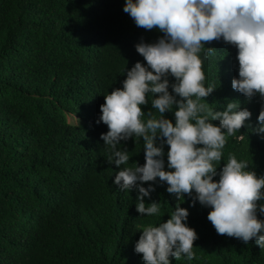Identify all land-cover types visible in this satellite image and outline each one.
Returning a JSON list of instances; mask_svg holds the SVG:
<instances>
[{
  "label": "trees",
  "instance_id": "1",
  "mask_svg": "<svg viewBox=\"0 0 264 264\" xmlns=\"http://www.w3.org/2000/svg\"><path fill=\"white\" fill-rule=\"evenodd\" d=\"M124 3L0 0V264H146L134 251L142 228L160 218L166 222L178 202L166 183H157L151 200L160 202L161 213L141 217L136 190L113 184L118 169L108 164L100 139L108 131L96 123L104 95L122 87L125 68L144 62L135 45L163 35L137 27ZM205 47L215 49L207 59L206 48L200 53L204 84L216 87L205 98L210 107L219 110L235 100L252 113L227 137L217 171L231 152L264 175V138L250 130L264 99L257 95L249 101L232 88V78L238 77L235 47L223 40ZM141 107L147 113L151 104ZM166 116L174 119L172 113ZM125 146L130 160L121 167L133 161L142 165V139L130 138ZM180 202L198 235L196 258L169 257L171 264H264V251L254 239L245 244L218 235L207 219L210 209L198 202L190 207L187 195Z\"/></svg>",
  "mask_w": 264,
  "mask_h": 264
},
{
  "label": "clouds",
  "instance_id": "2",
  "mask_svg": "<svg viewBox=\"0 0 264 264\" xmlns=\"http://www.w3.org/2000/svg\"><path fill=\"white\" fill-rule=\"evenodd\" d=\"M123 11L137 27L163 35L153 43L141 39L135 45L144 62L125 68L122 87L104 95L96 123L108 128L100 136L106 160L118 169L113 184L121 191L136 190L141 217L161 213L160 202L151 200L157 183H166V191L178 201L166 222L160 218L156 225L142 228L134 251L146 264H171L169 257L196 258L198 235L187 224L189 210L180 206L185 195L192 201L190 207L198 202L210 209L207 219L218 235L245 244L254 239L264 251V220L257 215H264V203H257L264 201V175L258 176L248 160L231 152L217 171L227 137L245 126L252 113L235 100L219 110L210 107L205 98L216 87L205 86L200 56L208 42L223 40L235 47L238 77L232 78V88L249 101L257 95L264 99V0H125ZM206 49L204 59L215 50ZM149 102L146 113L141 106ZM250 130L264 138V106ZM133 137L135 143L142 139L144 163L121 167L129 163L125 145ZM147 182L152 183L145 187ZM145 198L151 202L146 204Z\"/></svg>",
  "mask_w": 264,
  "mask_h": 264
},
{
  "label": "rangeland",
  "instance_id": "3",
  "mask_svg": "<svg viewBox=\"0 0 264 264\" xmlns=\"http://www.w3.org/2000/svg\"><path fill=\"white\" fill-rule=\"evenodd\" d=\"M68 119H69V122H75V123H77L76 119L73 118V117H71V116H68Z\"/></svg>",
  "mask_w": 264,
  "mask_h": 264
}]
</instances>
